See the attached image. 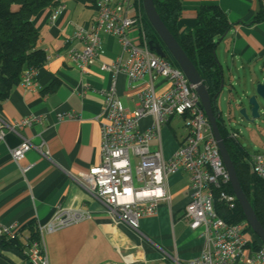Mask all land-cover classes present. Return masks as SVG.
I'll return each instance as SVG.
<instances>
[{"label": "crops", "instance_id": "obj_1", "mask_svg": "<svg viewBox=\"0 0 264 264\" xmlns=\"http://www.w3.org/2000/svg\"><path fill=\"white\" fill-rule=\"evenodd\" d=\"M180 3L183 8L178 22L180 38L193 31L201 7L217 6L231 24L217 46L222 43L229 47L233 60L239 61L242 68L246 65L263 70L256 62L264 59V19L254 21L261 10L264 15V0H180ZM94 18V7L87 0H52L32 20L39 34L38 48L46 54L47 62L37 70L32 89L25 90L19 85L12 90L2 103L0 121L11 124L33 115L40 117V123L17 134L5 130L4 141H0V226L14 228L23 242L28 238L27 227L46 226L57 207L82 210L88 216L85 220L42 233L44 252L51 264H191L202 251L203 239L182 221L188 203L187 173L175 174L167 181L170 201L160 204L154 215L142 217L138 232L114 223L105 207L87 191L85 183L69 176L71 171L87 173L100 163V123L104 122L105 113L99 92L110 88L111 75L101 72L99 66L112 63L120 54L118 40L101 35L100 62L90 65L85 72L69 65L68 49L82 48L73 40L76 28L88 29ZM222 73L224 79L223 68ZM250 81L262 83L254 73ZM54 83L55 88L48 91ZM147 87L148 77L130 85L123 75L115 79L116 96L129 111L137 108L139 96ZM153 87L160 95L168 84L156 80ZM176 119L181 120L171 119L166 124L169 130L163 128L159 140L150 142L151 149L160 150L167 160L186 135L184 129L176 132L171 128L170 123L178 122ZM151 123L150 117L143 119L140 130H146ZM22 140L29 141L33 149L16 164L11 151ZM258 147L250 156L264 153V144ZM0 264L28 262L24 255L0 250Z\"/></svg>", "mask_w": 264, "mask_h": 264}, {"label": "built area", "instance_id": "obj_2", "mask_svg": "<svg viewBox=\"0 0 264 264\" xmlns=\"http://www.w3.org/2000/svg\"><path fill=\"white\" fill-rule=\"evenodd\" d=\"M140 4L142 0H95L92 25L88 29L78 27L74 32L73 40L82 48L68 49V63L81 72L100 62L101 35L117 39L120 54L112 63L99 66L101 72L111 75L110 88L99 92L105 113L104 122L100 123V163L87 173L71 171L69 176L85 183L87 191L105 207L114 223L138 232L142 217L154 215L160 204L170 201L167 181L175 174L187 173L188 203L182 221L203 239L202 251L191 264H260L264 247L260 244L257 250L252 249L246 237L247 224H229L219 215L217 205L233 211L237 202L225 190L230 185L229 177L210 125L195 87L180 69L150 51L138 10ZM36 73L37 70L26 71L21 87L32 89ZM117 75H123L129 85L148 77V87L140 94L134 111L125 109L116 96ZM156 80L168 84L160 95L153 87ZM148 117L152 119L151 125L140 130V122ZM173 118L183 121L186 135L179 141L175 154L165 160L160 150L151 149L150 142L159 140L161 128ZM38 123L40 117L33 115L11 124L0 121V141H4L5 130L17 134ZM237 137V133H230V138ZM32 149L29 141L22 140L11 151L14 162L24 160ZM249 164L252 174L264 181V153L251 155ZM86 218L82 210L57 207L46 226L36 227L39 242L22 240L28 264H51L43 248L44 231L51 233ZM15 231L0 226V241L19 238Z\"/></svg>", "mask_w": 264, "mask_h": 264}, {"label": "trees", "instance_id": "obj_3", "mask_svg": "<svg viewBox=\"0 0 264 264\" xmlns=\"http://www.w3.org/2000/svg\"><path fill=\"white\" fill-rule=\"evenodd\" d=\"M88 1L94 6L95 0ZM51 4L52 0H0V110L2 103L9 98L12 90L20 85L23 74L28 70H38L47 62L46 54L38 48L39 34L32 20ZM153 4L161 22L193 64L208 92L220 136L235 168L242 191L264 230V181L252 174L249 164L250 153L237 139L230 138V133L225 128L217 106L223 73L215 51L218 41L230 31L231 24L225 12L217 6H203L196 14L197 22L193 31L180 38L178 22L183 11L180 0H153ZM138 10L148 43L160 45L165 54V60L179 69L148 23L142 4ZM263 19L261 10L254 23L262 22ZM54 88L55 83L47 90L51 91ZM225 190L233 195L230 185H227ZM217 209L220 217L227 223L246 224L237 203L233 211H228L222 205H217ZM246 226V231L250 232L249 226ZM27 230L28 240L38 242L36 227L30 224ZM24 247L23 242L17 237L0 241V250L3 251L15 250L18 254L24 255ZM251 247L253 250L258 249L254 243ZM24 258H26L25 255Z\"/></svg>", "mask_w": 264, "mask_h": 264}, {"label": "water", "instance_id": "obj_4", "mask_svg": "<svg viewBox=\"0 0 264 264\" xmlns=\"http://www.w3.org/2000/svg\"><path fill=\"white\" fill-rule=\"evenodd\" d=\"M142 7L144 14L147 18L148 23L153 28L157 36L159 37L162 45L171 55L175 63L177 64L180 71L185 76L188 83L195 87V92L199 98L200 104L202 109L205 113L207 121L210 125L212 135L214 140L217 144V148L221 155V159L223 161L225 170L229 177V184L232 190L233 195L235 196L236 202L239 205L244 217L246 224L249 226L252 233L258 238L261 245L264 247V230L261 227L260 223L258 222L254 211L252 210L249 201L247 200L245 194L242 191L240 183L238 181L235 168L231 162V159L227 153V150L224 146L223 140L220 136L216 118L213 115L212 107L208 92L205 86L202 84L201 78L184 54V52L179 47L176 40L170 35L168 30L165 28L163 23L161 22L158 14L156 13L153 0H142ZM223 39V38H222ZM150 51L154 52L160 58H165V54L162 51V47L160 45H152L149 44ZM221 68V65H219ZM264 71V69L262 70ZM223 77V74H222ZM225 85L224 79L220 84L219 94L222 92ZM260 99L264 104V77L262 83H257L255 87V95L251 96L248 100V104L250 106V117L247 116L246 110L244 108L240 109L239 114L243 117L246 121L253 123L256 119L259 118V103L257 99ZM14 255H19L15 250L10 251Z\"/></svg>", "mask_w": 264, "mask_h": 264}, {"label": "rangeland", "instance_id": "obj_5", "mask_svg": "<svg viewBox=\"0 0 264 264\" xmlns=\"http://www.w3.org/2000/svg\"><path fill=\"white\" fill-rule=\"evenodd\" d=\"M215 54L225 74V85L217 99V106L219 107L221 118L226 130L229 133H237L238 142L251 154L253 151L259 149V145L264 144V104L259 98L257 99L260 106L259 118L253 123L241 117L239 111L244 108L247 116L250 117L248 100L251 96L255 95L256 87V83H251L250 77L254 73L257 80L262 82L264 73L261 69L255 70L254 67L251 68L246 65L242 68L239 61L233 60L229 47L222 43L216 47ZM256 64H260L259 66L264 69V59L258 60ZM128 107L130 110H133L132 105ZM176 121L178 122L173 121L170 123L171 128L176 132H182L183 129L186 132L183 127V122L177 119ZM178 126H180L179 130L177 128ZM166 127L167 125H164L161 130L163 128L168 129ZM247 238L251 242L254 241L257 244H261L252 231L247 233Z\"/></svg>", "mask_w": 264, "mask_h": 264}]
</instances>
